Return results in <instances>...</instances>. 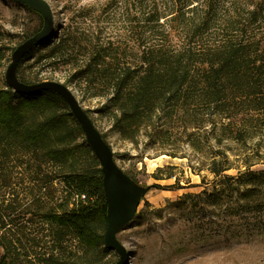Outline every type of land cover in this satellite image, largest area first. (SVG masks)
I'll return each instance as SVG.
<instances>
[{"label":"trees","instance_id":"obj_1","mask_svg":"<svg viewBox=\"0 0 264 264\" xmlns=\"http://www.w3.org/2000/svg\"><path fill=\"white\" fill-rule=\"evenodd\" d=\"M29 61L103 92L122 139L182 125L212 176L175 202L198 212V244L264 240V170L253 168L264 164V0L75 3L17 67L38 82L23 75ZM67 108L50 91H0V264H104L101 170Z\"/></svg>","mask_w":264,"mask_h":264},{"label":"rangeland","instance_id":"obj_2","mask_svg":"<svg viewBox=\"0 0 264 264\" xmlns=\"http://www.w3.org/2000/svg\"><path fill=\"white\" fill-rule=\"evenodd\" d=\"M44 1L52 9L56 26L63 17V12L66 14L73 4H101L104 0ZM40 18L39 14L24 5L0 0V54H4L0 59V91L12 92L4 80L11 51L39 29ZM30 64L36 63L29 61L22 70L27 79L38 76V82L56 81L64 84L63 71L54 70L46 64L40 70L36 65L28 67ZM64 85L72 91L96 129L104 135L118 167L139 185L149 186L140 200L137 214L116 235L128 254L125 264H264L260 261L264 260V240L248 245H234L230 249L213 240L198 244V212L181 213L175 202L184 194L198 193L204 187L201 186V179L209 181L212 176L205 170L198 171L201 153L192 151L187 142H181L187 138L182 125L174 126V123H170L166 129L158 127L157 123L148 131L141 129L135 141L122 139L110 129L111 118L105 97L94 96L103 92H79L73 85ZM64 111L70 113L69 108ZM76 139V143L85 141L82 131ZM171 154H175V157L170 156ZM202 154L205 156L207 152ZM167 166L172 168L166 169ZM253 168L264 170V164ZM49 169L57 172L54 165ZM60 187L58 181L48 186L49 191L54 192V201L58 197V192L55 191L60 190ZM12 196L13 193H10L8 198ZM118 258L115 251L108 250L103 262L113 264Z\"/></svg>","mask_w":264,"mask_h":264},{"label":"water","instance_id":"obj_3","mask_svg":"<svg viewBox=\"0 0 264 264\" xmlns=\"http://www.w3.org/2000/svg\"><path fill=\"white\" fill-rule=\"evenodd\" d=\"M10 1L24 5L39 14L42 19V26L40 30L17 45L11 52L10 62L4 73L5 84L12 92L20 95L29 96L46 91L53 92L68 106L101 170V184L106 206L103 247L117 253L118 261L113 264H125L128 254L116 235L132 221L140 200L149 190V186L139 185L118 167L110 145L96 129L85 110L66 85L56 81L24 83L17 78V67L23 57L45 42L51 35L54 30V17L50 5L44 0Z\"/></svg>","mask_w":264,"mask_h":264}]
</instances>
